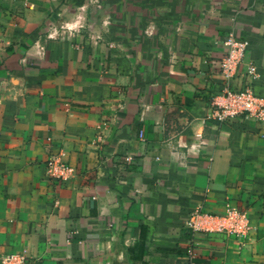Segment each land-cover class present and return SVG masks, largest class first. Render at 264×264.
<instances>
[{
    "label": "crops",
    "instance_id": "0c3cea01",
    "mask_svg": "<svg viewBox=\"0 0 264 264\" xmlns=\"http://www.w3.org/2000/svg\"><path fill=\"white\" fill-rule=\"evenodd\" d=\"M228 35L264 97V0H0V257L264 264V130L207 119ZM227 204L240 242L184 227Z\"/></svg>",
    "mask_w": 264,
    "mask_h": 264
},
{
    "label": "built area",
    "instance_id": "2783aa9c",
    "mask_svg": "<svg viewBox=\"0 0 264 264\" xmlns=\"http://www.w3.org/2000/svg\"><path fill=\"white\" fill-rule=\"evenodd\" d=\"M228 48L226 55L219 63V74L223 81L220 94L214 96L210 102L207 119L217 123L230 122L240 118L256 121L261 130H264V97L253 91L251 87L244 86L232 89L231 82L240 70L248 76L255 77L256 69L252 64L244 63V55L248 47L246 41L238 40L228 35L225 40ZM142 137V134H140ZM125 157V161H130ZM49 177L64 180L73 175L72 167L63 162L60 156L52 157L47 163ZM190 235L220 233L240 242L250 232V222L245 210L227 204L225 212L221 215L207 213L201 209L191 213L183 223ZM192 257V250L189 251ZM31 259L26 250L19 253L5 254L0 257V264H29Z\"/></svg>",
    "mask_w": 264,
    "mask_h": 264
}]
</instances>
